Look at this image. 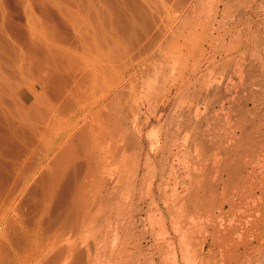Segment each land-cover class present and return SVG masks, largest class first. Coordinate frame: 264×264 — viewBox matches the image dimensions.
<instances>
[{
    "label": "rangeland",
    "instance_id": "rangeland-1",
    "mask_svg": "<svg viewBox=\"0 0 264 264\" xmlns=\"http://www.w3.org/2000/svg\"><path fill=\"white\" fill-rule=\"evenodd\" d=\"M191 49L197 53L187 60L189 69L185 74L190 84L187 83L184 94L177 96L173 90L171 95L173 76L180 72L175 70L177 58L184 57ZM222 58L233 60L230 75L239 85L237 89L236 84L234 89H242L237 92L257 98L250 104V108L256 106L257 111L249 113L256 114L258 127L264 133V0H0V264H14L16 255L29 256L33 246L31 240L39 234L35 229L38 226L45 231V236L39 234V242L40 238L47 241L53 233L62 234L64 244L76 241L86 247L88 243L92 251L99 247V251H104L105 259L111 253L115 256L125 249L130 253L124 254V260L128 255L135 256L133 259L137 264H264V203L259 204L260 201L247 196L239 201L235 196L237 190L232 194V189L230 194L226 192L229 190L224 191V195L217 194L210 203H173L177 192L186 193L190 187L194 188L200 164L203 167L204 156H210L211 152L206 149L205 155L202 152L203 157H199L202 150L192 148L190 151L193 152L186 154L187 163H178L174 158L169 163L168 159H163L170 151H175L170 143L175 139L172 137L175 126L170 127L168 123L189 115L186 112L188 98L202 83L203 94L209 90L217 77L214 75L217 70L215 72L212 66L218 65ZM238 58H242L241 63ZM129 61L133 62L132 66L139 63L137 72ZM195 62L196 68L193 67ZM126 63L129 70L123 77L116 66L121 69ZM111 69L118 72L117 75L110 72ZM141 70L145 75L138 76ZM170 70L174 71H171L173 75ZM101 72L111 78H104ZM93 74L97 75L98 85L105 91L96 89L99 86H96L97 79ZM239 76L245 79L244 84L247 83L244 91ZM121 79L126 82L122 80L120 84ZM91 81L96 83L95 86ZM204 85L208 86L204 88ZM134 88L137 94L131 92ZM119 92L123 96L129 95L121 99ZM171 97H174L172 103L167 106ZM108 101L115 105L110 109L107 104L109 110L115 112L119 108L125 113L116 111L114 115L106 108ZM101 104L106 109L103 110ZM176 105L182 108L178 109ZM203 107L200 117L210 113L205 118L219 131L218 126L222 122L225 124V116L218 113L217 107L201 115L205 110ZM90 109L99 112V116L95 113L97 120L92 122L95 136L90 132V117L95 115H91ZM180 109L185 110L181 117ZM100 110L103 113L100 114ZM217 113L219 121L215 120ZM103 114H106L107 122ZM117 115L127 117L121 120L122 117H115ZM203 118L200 119L203 121ZM103 120L105 122L100 124ZM122 125L124 127L120 129ZM213 128L210 129L214 131ZM103 129L108 136L103 135ZM117 131L120 132L115 134ZM262 139L264 143V136ZM167 143L171 144L169 148ZM116 149L118 153L114 152ZM90 153L94 158L88 155ZM153 155L157 157L155 161ZM102 157L110 163L106 164ZM161 166L166 167L165 172ZM161 175L165 184L160 191L157 185ZM180 181L186 184L181 185ZM104 185L110 190L108 193ZM127 185L132 191L127 190ZM231 195L232 199L237 198H234L238 203L237 213L230 211L227 214V199L231 201ZM221 206H226L223 212ZM239 219H243L242 223ZM237 222L240 228L235 224ZM229 224L232 227L227 226ZM230 228L232 238L229 239L233 240L224 242L228 239L219 237L222 235L219 230ZM180 231L190 232L186 245L179 240ZM231 242L237 246L233 247ZM39 246L43 245L39 243ZM103 251L100 252L103 254ZM50 256L44 250L40 259L39 253L31 258L37 264Z\"/></svg>",
    "mask_w": 264,
    "mask_h": 264
},
{
    "label": "bare ground",
    "instance_id": "bare-ground-1",
    "mask_svg": "<svg viewBox=\"0 0 264 264\" xmlns=\"http://www.w3.org/2000/svg\"><path fill=\"white\" fill-rule=\"evenodd\" d=\"M237 40V39H236ZM193 45V44H192ZM234 45V44H233ZM216 47V46H215ZM234 47V46H233ZM192 48V47H191ZM233 50V49H232ZM236 50V49H235ZM234 51V50H233ZM159 52V51H158ZM183 52V51H182ZM195 52H196V50L195 49H191V51H187L185 54H184V57H182L183 55H181V56H179L180 58H181V60H180V58H177V66H175V70H177V72L176 73H178V71H180L177 75H174L173 77V86L170 88L171 90H170V94L172 95V92H173V90H175L176 91V94H177V96L179 95H182V93L184 94V90L186 89V87H187V83H189L190 84V79L186 76V74H185V71L186 70H188L189 68V61H187L190 57H193L194 56V54H195ZM230 52V51H229ZM160 53V52H159ZM197 53V52H196ZM156 54V53H155ZM182 54V53H181ZM242 54V53H241ZM150 55V54H149ZM153 55V54H152ZM179 55H180V53H179ZM227 55H229L228 53H227ZM240 56V55H239ZM243 56V55H242ZM241 57V56H240ZM234 58V57H233ZM248 58V57H247ZM143 59V58H142ZM145 59V58H144ZM148 59V58H147ZM183 59V60H182ZM235 59V58H234ZM239 59V58H238ZM150 60V59H149ZM180 60V61H179ZM240 60V59H239ZM241 60H242V58H241ZM241 60H240V63H241ZM132 61V60H131ZM137 61V60H136ZM146 61H148V60H146ZM145 61V62H146ZM232 61L233 60H231V58H222V60H221V62L219 63L218 62V65H216V66H212L213 68V70H215V72H216V70H217V72H216V74H214L215 76H217L216 78H215V82H214V84H210L211 85V87L210 88H208L209 90H205V92H206V94H205V92H204V94H203V83H202V86H199V89H197V88H194V90H193V92H192V96H190V98H188V100H189V102H188V104H189V107H188V109H187V111L186 112H188L189 113V115H188V113H187V115L189 116H185L184 115V117L181 119V120H179V121H177V122H172V121H170L169 123H168V125H170V127H172V126H175V134H172V132H170V134H172L173 136L172 137H174L175 139H171V142L170 141H168V142H170L173 146H174V148H175V151H170L171 150V148H170V152H169V156H166V157H163V156H161V157H163V159L165 158V160L166 159H168L167 161L170 163V160L171 159H173L174 158V160H178V163L179 162H181V161H183L184 163H187V160H186V154H188V153H190L191 151H190V149H192V148H194L195 150H197V148H198V151H199V149L200 150H202L201 152H200V154L201 155H199V157L201 156V157H203L202 156V152H203V154H204V152H206L205 150L207 149V152H211L210 154H208V155H210V156H204L206 159H205V164H203L202 166L203 167H201V164H200V170H198V168H197V170H198V175L195 177L196 178V182H194L195 183V186L194 185H192V186H194V188H191L190 187V189H188L187 190V192L186 193H180V192H177L176 193V197L173 199V201L176 199V201L175 202H173V203H210V202H213L214 200H215V197H216V195L217 194H222V195H224L225 193H224V191H226V190H229V191H226V192H228L229 194L231 193L230 192V190L232 191V194H234L235 192H236V190H237V194H235V196L236 197H239V201H243L242 199L245 197V196H247V197H251V199L253 198V199H256V200H258V202H259V204H261V203H264V143H263V139H262V137L264 136V133H263V129L261 130V128L260 127H258V125L259 124H257V122H256V119H259V118H256V114H254V115H251V112L249 113V111H257L256 110V106L254 107V108H250V104L252 103V102H254V100H256L255 98L253 99L250 95H247V94H244V93H240V92H237V91H239V90H242V89H239V90H236V89H234V86L236 85V88H237V86H239L238 85V83H236L234 80L235 79H233V77L234 76H232V75H230V69H231V65H232ZM244 61V60H243ZM120 62V61H119ZM133 62H135L134 60H133ZM133 62H131L130 63V61H129V63H130V65L133 63ZM215 62V61H214ZM136 63V62H135ZM147 63V62H146ZM238 63V62H237ZM195 64L197 65V63L195 62L193 65V67L194 68H196L195 67ZM210 64H211V62H210ZM216 64V63H215ZM244 64V63H243ZM119 65V64H118ZM123 66H122V68L120 69V67H118V66H116V69H118V70H121V71H119V73L121 74L122 73V76L123 77H125V74H126V71H128L129 69V64L128 63H126V64H122ZM125 65V66H124ZM148 65V64H147ZM238 65V64H237ZM134 66V70H136L135 72H137V68L139 67V63L138 64H135V65H133ZM132 65H131V68L133 67ZM107 67V66H106ZM109 67V66H108ZM114 67V66H113ZM118 67V68H117ZM170 67V66H169ZM168 67V68H169ZM211 67V66H210ZM235 67V66H234ZM103 68H105V67H103ZM111 68H112V66H111ZM108 69H110V67L108 68ZM114 69V68H113ZM116 69H114V70H116ZM122 69H124V70H122ZM126 69V70H125ZM170 69V68H169ZM172 69V68H171ZM173 69H174V67H173ZM179 69V70H178ZM181 69V70H180ZM209 69V68H208ZM218 69H219V71H218ZM235 69V68H234ZM102 70V69H101ZM114 70H109L110 72L112 71L114 74H116L117 75V73L118 72H114ZM240 70V69H239ZM96 71V70H95ZM99 71V70H98ZM107 72V73H110V72ZM117 71V70H116ZM124 71V72H123ZM169 71V70H168ZM171 71H173V70H170V72ZM97 72V71H96ZM100 72V71H99ZM103 72V71H102ZM101 72V73H102ZM163 72H164V69L162 70V74H163ZM174 72V71H173ZM173 72H171L172 74L171 75H173ZM191 72V71H190ZM213 72V71H212ZM98 73V72H97ZM113 73H111V74H113ZM206 73V72H205ZM94 74H95V72H94ZM93 74V75H94ZM100 74V73H99ZM102 74H104V78H105V76H107V78L109 77V75H107V74H105V73H102ZM114 74L112 75V76H114ZM138 74V76L141 74L142 76L143 75H145V73H144V70H141L140 72H138L137 73ZM162 74H160V76L162 75ZM243 74H244V72H243ZM239 75H241V74H239ZM95 76V75H94ZM102 76V75H101ZM119 76V75H118ZM121 76V77H122ZM135 76V75H134ZM141 76V77H142ZM215 76H213V77H215ZM97 77V75L95 76V78ZM102 77V78H103ZM117 77V76H116ZM116 77L114 78V79H116ZM130 77V76H129ZM136 77V76H135ZM165 77V76H164ZM168 77V76H167ZM171 77V79H172V76H170ZM169 77V78H170ZM187 77V78H186ZM241 77V79L243 78L242 76H239V78ZM111 78V76L109 77V79ZM134 78V77H133ZM133 78H132V80H133ZM97 79V78H96ZM125 79V78H124ZM130 79V78H129ZM135 79V78H134ZM201 79V78H200ZM214 79V78H213ZM241 79H239L238 81H239V83H240V86H242L241 88H243V91H244V87H245V84H247V83H245L244 84V81H245V79L243 80H241ZM90 80H91V78H90ZM107 80V79H106ZM118 81H119V79H117ZM116 80V81H117ZM123 79H121L120 80V84H122L121 83V81H122ZM140 80V79H139ZM197 80V79H196ZM196 80H195V82H196ZM100 81V80H99ZM108 81H110L111 82V80H108ZM117 81V82H118ZM124 81V80H123ZM131 81V80H130ZM137 81V80H136ZM136 81L134 82L135 84H136ZM172 81V80H171ZM198 81H199V79H198ZM237 81V80H236ZM96 82V81H95ZM101 82V81H100ZM124 82H126V81H124ZM133 82V81H132ZM170 82V81H169ZM195 82H193V83H195ZM91 83L94 85V84H96V83H93L92 81H91ZM103 83H105V81L104 82H102V85H103ZM107 83V82H106ZM109 83V82H108ZM113 83V82H112ZM140 83V82H139ZM198 83V82H197ZM200 83V82H199ZM205 83V82H204ZM99 84V82H98V79H97V85L96 86H99L98 85ZM208 84V83H207ZM91 85V84H90ZM104 85H106V84H104ZM123 85H124V83H123ZM163 85V84H162ZM95 86V85H94ZM93 86V87H94ZM127 86V85H126ZM125 86V87H126ZM205 86L206 85H204V88H205ZM208 86V85H207ZM206 86V87H207ZM93 87H92V89H93ZM103 86H101V88H100V86L98 87V88H96L97 90L99 89H103L102 88ZM107 87V86H106ZM111 87H113V86H111ZM125 87H124V89H125ZM138 87V86H137ZM141 87V86H140ZM163 87V86H162ZM166 87V86H165ZM189 87V86H188ZM108 88V87H107ZM109 88H110V86H109ZM123 88V87H122ZM240 88V87H239ZM247 88V87H246ZM114 89V88H113ZM126 89H128V88H126ZM125 89V90H126ZM138 89V88H137ZM238 89V88H237ZM97 90H96V92H97ZM104 91H105V89H103ZM117 90V89H116ZM235 90V91H234ZM139 91H140V89H139ZM117 92V91H116ZM115 92V93H116ZM124 92H127V91H124ZM131 92H136V89L134 88V90H132ZM189 92H190V90H189ZM248 92V91H247ZM129 93V92H128ZM191 93V92H190ZM190 93H189V95H190ZM111 94V93H110ZM110 94H108V95H110ZM120 94H122V93H118V95L119 96H121L120 98L122 99V98H124V96L126 95H120ZM124 94V93H123ZM136 94H137V92H136ZM104 95V94H103ZM103 95H102V97H103ZM106 96H107V94H105ZM104 95V96H105ZM117 95V94H116ZM129 95V94H128ZM128 95H126V97H128ZM135 95V94H134ZM254 95V94H253ZM259 95V94H258ZM86 96V95H85ZM105 96V97H106ZM123 96V97H122ZM184 97H185V95H183ZM110 97V96H109ZM108 96H107V98H109ZM116 97V96H115ZM132 97V96H131ZM131 97H130V100H131ZM135 97H136V95H135ZM135 97H134V99H135ZM182 97V96H181ZM106 98V99H107ZM119 98V97H118ZM137 98V97H136ZM173 98L174 97H171L169 100H168V103H167V106H169L170 105V103H172V100H173ZM177 98V97H176ZM180 97H178V99H179ZM105 99V98H104ZM116 99V98H115ZM129 99V98H128ZM159 99V98H158ZM182 99H183V97H182ZM182 99H181V101H182ZM108 100V99H107ZM110 100H112V99H110ZM117 100V99H116ZM115 100V101H116ZM139 100V99H138ZM87 102L86 103H88V101L89 100H86ZM91 101V100H90ZM106 101V100H105ZM112 101H114V100H112ZM111 101V102H112ZM178 101H180V100H178ZM177 101V102H178ZM93 102V101H92ZM109 102V101H108ZM111 102H109V103H106L105 105H106V108H107V110H109L108 108H109V106L108 105H110V109H111V106H113V105H111L112 103ZM117 102H119V101H117ZM176 102V103H177ZM89 103H91V102H89ZM99 103V102H98ZM105 103V102H104ZM103 103V104H104ZM114 103V102H113ZM116 103V102H115ZM129 103H131V101L129 102ZM136 103H137V100H136ZM143 103V102H142ZM175 103V102H174ZM174 103H173V105H174ZM182 103V102H181ZM257 103H258V101H257ZM108 104V105H107ZM118 104V103H117ZM122 104H124L123 103V101H122ZM132 104V103H131ZM178 104V103H177ZM180 104V103H179ZM184 104H185V101H184V103L182 104V106H184ZM253 104V103H252ZM89 105V104H88ZM93 105H95V104H93ZM104 105V106H105ZM125 105H126V103H125ZM137 105H138V103H137ZM136 105V106H137ZM202 105H204V107H203V109H205L202 113H201V115L203 114V113H206V111L208 112V111H210V110H212V109H214L215 107H217V111H218V113H220V114H223L224 116H225V118H224V122H225V124L222 122L221 123V126L219 125L218 127H223L222 129H220L219 128V131H216V129L215 128H213L214 126H210L211 124L209 123V119L208 118H205V117H207V116H205V114L203 115V116H205L204 118L203 117H200V109H201V106ZM256 105V104H255ZM89 106H91L92 107V104L91 105H89ZM98 106V105H97ZM115 106V105H114ZM114 106H113V108H114ZM123 106V105H122ZM132 106H134L133 104H132ZM135 106V108L137 109V107ZM181 106V105H180ZM180 106H179V108H180ZM182 106H181V108H182ZM95 107V106H94ZM93 107V108H94ZM100 107H102V104L100 105ZM99 107V108H100ZM117 107H118V105H117ZM120 107V106H119ZM176 107H177V105H176ZM103 108V110L104 109H106V108H104V107H102ZM101 108V109H102ZM124 108V107H123ZM134 108V107H133ZM132 108V109H133ZM178 108V107H177ZM177 108H175L174 107V109L176 110ZM178 108V109H179ZM183 108H185V107H183ZM187 108V107H186ZM212 108V109H211ZM97 109H98V107H97ZM97 109H95V110H97ZM118 109V111L117 110H115V112L113 111V110H109V111H113L115 114L114 115H116V111L117 112H120L119 111V108H117ZM130 109V108H129ZM165 109V108H164ZM192 110H195L193 113H192ZM215 110V109H214ZM89 111V110H88ZM101 112H100V114L101 113H103V111L102 110H100ZM108 111V112H109ZM125 111V110H124ZM130 110H128V112H129ZM133 111V110H132ZM178 112H179V110H177ZM213 111V110H212ZM217 111H215V112H217ZM127 112V111H126ZM184 112H185V110L184 109H180V113H179V116L181 115V116H183V114H184ZM90 113H91V115L92 114H95V113H97L96 111H94V109H90ZM89 113V114H90ZM99 113V112H98ZM98 113H97V115H98ZM104 113H107V111H104ZM122 113V111L120 112V114ZM123 113H125V112H123ZM122 113V114H123ZM136 114H137V110H136V112H135ZM135 113H133V114H135ZM177 113V112H176ZM212 113V112H211ZM218 113L217 114H215V120H217V121H219V118L216 116V115H218ZM255 113V112H254ZM109 114V113H108ZM107 114V115H108ZM174 114V113H173ZM90 115V116H91ZM112 115V114H111ZM132 115V114H131ZM212 115V114H211ZM210 115V116H211ZM214 115V114H213ZM258 115V114H257ZM99 116V115H98ZM105 116H106V114H105ZM104 116V114H103V117H105ZM129 116V115H128ZM133 116V115H132ZM135 116H137V115H134V117ZM180 116V117H181ZM222 116V115H221ZM95 117H96V114L93 116V117H90V118H92V120H91V124H89V126H90V132L94 135V128H93V124H92V122L93 121H96L95 120ZM108 117H110V116H108ZM115 117H118V115L117 116H115ZM115 117H113L114 119H115ZM122 117V115L120 116V117H118V118H121ZM125 117H127V115L125 116ZM124 116L121 118V120L123 119V118H125ZM130 117V116H129ZM175 117V116H174ZM178 117V116H177ZM223 117V116H222ZM221 117V118H222ZM87 118V117H86ZM98 118V117H97ZM111 119H112V117H110ZM109 118V120H110V122H111V119ZM133 118V117H132ZM179 118V117H178ZM200 118H203L204 120H205V122L203 123V121L200 119ZM210 118V117H209ZM100 119H102L101 117H100ZM105 119H107L106 117H105ZM175 119V118H174ZM177 119V118H176ZM211 119V118H210ZM99 120V119H98ZM113 120V119H112ZM125 120V119H124ZM136 120H137V118H136ZM160 120V119H159ZM214 120V121H215ZM223 120V119H222ZM108 121V119L106 120V122ZM114 121H116V120H114ZM118 121V120H117ZM125 121H128V122H130L129 121V119L127 120H125ZM214 121H213V123H214ZM100 122H105V120H103V121H99V123ZM123 122V121H122ZM121 122V123H122ZM128 122H126V124H128ZM134 122V121H133ZM132 122V123H133ZM212 122V121H211ZM88 123V122H87ZM102 123H100V124H102ZM109 123V122H108ZM112 123V122H111ZM259 123V122H258ZM98 124V123H97ZM106 124V123H105ZM113 124V123H112ZM136 124V123H135ZM167 124V123H166ZM219 124V123H218ZM217 124V125H218ZM225 125V127L224 126H222V125ZM111 125V124H110ZM99 126V125H98ZM104 126H107V125H103V127ZM115 126V125H114ZM128 126V125H127ZM126 126V127H127ZM135 126V125H134ZM99 127H101V126H99ZM108 127V126H107ZM117 127V126H116ZM119 127V126H118ZM117 127V128H118ZM124 127V125H122V127L120 128V129H122ZM212 127L213 129H215L214 131H212V129H210V128ZM217 127V128H218ZM104 128H106V127H104ZM109 128V127H108ZM133 128H135V127H133ZM166 128H167V126H166ZM102 129V128H101ZM113 129V128H112ZM112 129H110V130H112ZM115 129V128H114ZM127 130H129V128H126ZM171 128H169L168 130H170ZM106 130V129H105ZM104 129H103V132L105 131ZM110 130H108V131H110ZM116 130H118V129H116ZM115 130V131H116ZM134 130V129H133ZM141 130V129H140ZM167 129H165V131H166ZM168 130H167V132H168ZM173 130V129H172ZM124 131H126L125 130V128H124ZM171 131V130H170ZM112 132V131H111ZM120 132V131H119ZM118 131L117 132H115V134L117 133H119ZM128 133H130V131H127ZM164 132V131H163ZM107 133L108 132H104V134L103 135H107ZM110 133V132H109ZM121 133H123V130L121 131ZM134 133H135V131H134ZM166 133V132H165ZM169 133V132H168ZM90 134V133H89ZM114 134V135H115ZM164 134V133H163ZM100 136H101V134H99ZM105 135V136H106ZM114 135H111V136H113L114 137ZM120 135V134H119ZM119 135H118V137H119ZM125 135V134H124ZM130 135L131 134H129V138H130ZM133 135V134H132ZM140 135V134H139ZM169 135V134H168ZM167 135V136H168ZM183 135V136H182ZM95 136V135H94ZM108 136V135H107ZM121 136V135H120ZM123 136V135H122ZM136 136V135H135ZM163 136H166V135H163ZM170 136V135H169ZM90 137H92V136H90ZM103 137V136H102ZM127 137V136H126ZM132 137H134V136H132ZM171 137V136H170ZM110 138V137H109ZM123 138H125V137H123ZM135 138V137H134ZM140 138H141V136H140ZM167 138V137H166ZM166 138H164V139H166ZM103 139V138H102ZM105 139H107L106 137H105ZM111 139V138H110ZM116 139H117V137H116ZM119 139H120V137H119ZM169 140H170V138H168ZM89 140H91L92 141V143H93V140L92 139H89ZM101 140V139H100ZM121 140V139H120ZM138 140V139H137ZM95 141V140H94ZM97 141V140H96ZM101 141H103V140H101ZM100 141V142H101ZM129 141V140H128ZM87 142H89V141H87ZM104 142H106V140H104ZM110 142V141H109ZM118 142V141H117ZM117 142H115V143H117ZM122 142H123V139H122ZM127 142V141H126ZM133 141H131V143H132ZM140 142V141H139ZM142 142V141H141ZM140 142V143H141ZM157 142V140L155 141V143ZM95 143V142H94ZM112 143V142H111ZM110 143V144H111ZM124 143V142H123ZM122 143V144H123ZM140 143H138V144H140ZM169 143V144H170ZM104 144H106V143H104ZM103 143H102V145H104ZM126 144H128V142L126 143ZM136 144V143H135ZM168 144V143H167ZM168 144V148L171 146V144L169 145ZM89 145V144H88ZM94 146H95V144H93ZM92 145V146H93ZM97 145V144H96ZM114 145V144H113ZM119 145H121V143L119 144ZM131 145V144H130ZM218 145V146H217ZM91 146V145H90ZM100 146V145H99ZM105 146H107V145H105ZM109 146V145H108ZM115 146V145H114ZM133 146V145H132ZM139 146V145H138ZM89 147V146H88ZM98 147V146H97ZM101 147V146H100ZM99 147V149H100V151L103 153V149H104V146H103V149L101 150V148ZM110 147V146H109ZM116 147H117V145H116ZM124 147H126V145L124 146ZM123 147V148H124ZM130 147V146H129ZM143 147V146H142ZM141 147V148H142ZM135 148V147H134ZM164 148H165V146H164ZM174 148H172V150L174 149ZM112 149V148H111ZM111 149H108L107 151H108V154L110 155V150ZM139 149H140V147H139ZM144 149V148H143ZM143 149H142V151H143ZM124 150V149H123ZM165 150V149H164ZM163 150V151H164ZM211 150H213V151H211ZM91 151V150H90ZM100 151H98V152H100ZM114 151V150H113ZM121 151V150H120ZM119 151V152H120ZM141 151V150H140ZM162 151V152H163ZM95 152V151H94ZM93 152V153H94ZM100 152V153H101ZM114 152H117L118 153V151H117V149H116V151H114ZM113 152V153H114ZM193 152V151H192ZM191 152V153H192ZM89 153V152H88ZM99 153V154H100ZM166 153V152H165ZM213 153H215V154H213ZM98 154V155H99ZM105 154V153H104ZM107 154V153H106ZM142 154V153H141ZM88 155H91L92 157H93V154H88ZM98 155H96V156H98ZM103 155V154H102ZM102 155H100V156H102ZM109 155H108V157H109ZM115 155H116V153H115ZM162 155V154H161ZM189 155V154H188ZM192 155V154H191ZM197 155V154H196ZM205 155V154H204ZM104 157V156H103ZM103 157H102V161H105L106 159H104L103 160ZM106 157V156H105ZM110 157L111 158H113L111 155H110ZM151 157H152V155H151ZM94 158V157H93ZM96 158H98V157H96ZM153 160L155 161L156 159H157V157H156V155H153ZM195 158V157H194ZM101 159V158H100ZM117 159V158H116ZM197 159V158H196ZM201 159V158H200ZM199 159V160H200ZM90 160H92L93 162H94V160L95 159H90ZM110 160H112V159H110ZM114 160V159H113ZM141 160V159H140ZM165 160L163 161L166 165H167V163L168 162H165ZM190 160V159H189ZM202 160V159H201ZM107 161V160H106ZM105 161V163L106 164H109L110 163V161H109V163H108V161L106 162ZM151 161V160H150ZM90 163H92L91 161H89ZM97 162H98V160H97ZM140 162V161H139ZM152 162V161H151ZM175 162V161H174ZM199 162H202V161H199ZM198 162V163H199ZM203 162H204V160H203ZM96 163V162H95ZM100 163H102V162H99V164ZM146 163V162H145ZM150 163V162H149ZM160 163L162 164V161H160ZM103 164V163H102ZM101 164V165H102ZM197 164V163H196ZM195 164V165H196ZM95 165V164H94ZM98 165V164H97ZM139 165V164H138ZM150 165H151V163H150ZM149 165V166H150ZM166 165H164V166H166ZM194 165V164H193ZM100 166V165H99ZM109 166V165H108ZM107 166V167H108ZM172 166H174V164H172ZM183 166V165H182ZM185 166V165H184ZM183 166V167H184ZM148 167V166H147ZM160 167V166H159ZM163 169L165 168L166 169V167H163V166H161ZM177 167H179V166H177ZM197 167V166H196ZM199 167V166H198ZM101 168V167H100ZM139 168H141V167H139ZM161 168V169H162ZM172 168H174V167H172ZM182 168V167H181ZM102 169V168H101ZM104 169H105V167H104ZM137 169V168H136ZM165 169L163 170L164 172H165ZM175 169V168H174ZM185 169V168H184ZM150 170V169H149ZM170 170V169H169ZM177 170V169H176ZM180 170V169H179ZM178 170V171H179ZM182 170H183V168H182ZM186 170V169H185ZM106 171V170H105ZM161 171V170H160ZM162 171V172H163ZM174 171V170H173ZM178 171H176V172H178ZM181 171V170H180ZM103 172V171H102ZM175 172V173H176ZM181 172H184V171H181ZM103 173H106V172H103ZM156 173V172H155ZM173 173V172H172ZM214 173H216L217 175L214 177V178H212L211 176L214 174ZM160 174V173H159ZM162 174V173H161ZM164 174V173H163ZM189 174H191V173H189ZM107 175V174H106ZM172 175V174H171ZM174 175V174H173ZM90 176V175H89ZM96 176V175H95ZM103 176V175H102ZM162 176V175H161ZM160 176V177H161ZM175 176H177V174H175ZM180 176V175H179ZM178 176V177H179ZM191 176H193V174L191 175ZM112 177V176H111ZM184 177V176H183ZM94 178V177H93ZM162 178H164V176H162L161 177V180H160V183H158L159 185H157V188H158V190H162V185H163V183H164V181H163V179ZM97 179V178H96ZM177 179V178H176ZM175 179V180H176ZM179 179V178H178ZM181 179V178H180ZM179 179V180H180ZM183 179V178H182ZM191 179V178H190ZM193 179V178H192ZM187 179H185V182H187L186 181ZM195 180V179H194ZM95 181V180H94ZM97 181V180H96ZM105 181V180H104ZM108 181V180H107ZM154 181H155V179H154ZM98 182V181H97ZM128 182V181H127ZM169 182V181H168ZM176 182V181H175ZM181 182V181H180ZM190 182H192V181H190ZM96 183V182H95ZM101 183H103V182H101ZM108 183V182H107ZM129 183V182H128ZM182 183V184H181ZM180 184L181 185H185L183 182H181ZM193 183V182H192ZM191 183V184H192ZM109 184H110V182H109ZM108 184V185H109ZM112 184V183H111ZM165 184V183H164ZM166 184H167V182H166ZM190 184V183H189ZM93 185V184H92ZM101 185V184H100ZM107 185V186H108ZM105 186V185H104ZM112 185H110V187H111ZM123 186V185H122ZM131 186V185H130ZM180 185H178V187H179ZM187 186H189L188 184H187ZM101 187H102V185H101ZM100 187V188H101ZM133 187H134V185H133ZM186 187V186H185ZM184 187V188H185ZM105 188H106V186H105ZM128 188H130V187H128V185H127V190L128 191H132V190H129ZM181 188V187H180ZM98 189V188H97ZM118 189V188H117ZM220 189L222 190L223 189V191L222 192H219L220 191ZM100 190V189H99ZM151 190V189H150ZM185 190V189H184ZM234 190V191H233ZM104 191H105V189H104ZM110 191V190H109ZM108 191V188H106V191L105 192H109ZM114 191V190H113ZM258 191H260L259 192V194H258ZM100 192V191H99ZM163 192V191H162ZM185 192V191H184ZM234 192V193H233ZM106 193V194H107ZM129 193V192H128ZM133 193V192H132ZM159 193V192H158ZM160 194H162V196L163 195H165V194H163V193H160ZM131 196V195H130ZM159 196V195H158ZM160 197H161V195H160ZM165 197V196H164ZM219 196H217V198H218ZM232 195H231V197L229 196V198L231 199V201L229 200V199H227L229 202L226 204L227 206H228V212H227V214L230 212V211H234V212H236L235 210H236V204H238L237 202L235 203V200H234V198H236V197H234L233 199H232ZM156 195H155V197L153 196V199H154V202L156 201ZM165 198H167V197H165ZM164 198V199H165ZM219 198H221V196L219 197ZM224 198V197H223ZM240 198H241V200H240ZM222 199V198H221ZM237 199V198H236ZM244 199H246V197L244 198ZM249 199V198H248ZM159 200H161V198H159ZM81 201V200H80ZM171 201V200H170ZM245 201V200H244ZM246 201H248L249 202V200H246ZM252 201H254V200H251V202ZM169 202V201H168ZM224 202V201H223ZM257 202V203H258ZM152 203H153V201H152ZM167 203V202H166ZM243 203V202H242ZM252 203H256L255 201L254 202H252ZM256 203V204H257ZM239 204H240V202H239ZM244 204H245V202H244ZM208 205V204H207ZM243 205V204H242ZM250 205V204H249ZM201 206V205H200ZM239 206V205H238ZM226 206H221L220 208H221V212H223V210H224V208H225ZM240 207V209H241V206H239ZM201 208V207H200ZM239 209V208H238ZM238 211V210H237ZM240 211V210H239ZM167 212V211H166ZM237 213V212H236ZM235 213V214H236ZM238 213H241V212H238ZM261 213V212H260ZM232 214V213H231ZM245 214V213H244ZM221 215H223V214H221ZM239 217H240V215H238ZM246 217V216H245ZM247 217H249V216H247ZM224 218V217H223ZM255 219V218H254ZM173 220V219H172ZM237 220V219H236ZM243 220V219H242ZM241 219H239V221L241 222L242 221ZM238 221V220H237ZM170 222V221H169ZM228 222V221H227ZM225 223V224H228V223ZM230 222H233V220L231 221L230 220ZM234 222H236V221H234ZM233 222V223H234ZM174 223V222H173ZM224 223H221V226H222V224H224ZM242 223V222H241ZM40 224H41V222H40ZM39 224V225H40ZM72 224V223H71ZM220 224V223H219ZM223 225V227L224 226H226V225ZM236 225H238V227L240 226V224L237 222V223H235ZM231 225L233 226L234 224H232L231 223ZM243 225V224H242ZM41 226H43L42 224H41ZM47 226V225H46ZM49 226V225H48ZM54 226V225H53ZM56 226V225H55ZM54 226V227H55ZM70 226V225H69ZM173 226V225H172ZM220 226V225H219ZM227 226H230V224L229 225H227ZM232 226H230V227H232ZM175 227V226H174ZM235 227V226H234ZM233 227V228H234ZM51 228H52V226H51ZM50 228V229H51ZM65 228V227H64ZM220 228H222V227H220ZM219 228V229H220ZM228 228V227H227ZM236 228V227H235ZM240 228V227H239ZM238 228V229H239ZM242 228V227H241ZM35 229H38V231H37V233H39L40 234V236L42 237L43 235L45 236V231L43 230V227L41 228H39V226H38V228H35ZM67 229V228H66ZM65 229V230H66ZM69 229V228H68ZM176 229V228H175ZM215 229V228H214ZM224 229V228H223ZM222 229V230H223ZM231 229V228H230ZM55 230V229H54ZM79 232L81 233L82 232V229H81V227H79ZM177 230H178V228H177ZM234 230V229H233ZM235 230H237V229H235ZM47 231H48V229H47ZM52 231V230H51ZM50 231V232H51ZM75 231H76V229H75ZM175 231V230H174ZM216 231V230H215ZM231 231H232V229L231 230H223V231H220L219 230V232L222 234V235H219V237L220 236H222L223 238H225L226 240L228 239V241H224V242H228V243H230L229 241H232V240H230L229 238L231 237L230 235H231ZM238 231V230H237ZM236 231V232H237ZM35 232V231H34ZM61 232V231H60ZM66 232V231H65ZM64 232V233H65ZM178 232V231H177ZM235 232V233H236ZM36 233V232H35ZM34 233V234H35ZM36 233V234H37ZM62 233V232H61ZM235 233H233V234H235ZM35 234V235H36ZM39 234H37L36 236L37 237H34V239H32L31 240V242H32V244H33V246L31 245V247H32V249H31V247H30V250H31V253H30V255L29 256H22V255H16L15 256V259H14V264H34L35 263V261L34 260H32V258H31V256L32 255H34L35 253H39V255H40V257H39V259L41 258V254H43L44 253V250H46L47 251V253H50V255H52V256H50V258L48 257V258H46V259H41L40 261L42 262V260H43V263L42 264H101V261L103 262L104 260V262H106L107 264H134L135 263V260L133 259V257H135V256H133V257H131L130 255H128L127 256V260H126V258H125V260H124V254L126 253L125 252V249H121L120 250V252L119 253H117V251L116 250H114V247H113V251L115 252L116 251V255L114 256L112 253H111V256H109V255H107V257H108V259H105V257H103V256H106V255H104V251L103 250H100V251H103V254H102V252H100L99 251V247H96V251H92L91 249L92 248H90V245H88V243H87V245H86V247H83V246H85V245H83V246H80L81 244L79 243V242H76V241H66V243L64 244V241H63V236L64 235H59L58 233V235L57 234H55V233H53L54 235L52 236L51 235V237L50 238H46V237H44V239L46 238L47 239V241H45L43 238V240L46 242H43V241H41V238H40V242H39V238L38 237H40L39 236ZM65 234H67V233H65ZM68 234H69V232H68ZM180 236H178L180 239V241H181V243L182 244H184V245H186V239L188 238V237H191L190 236V232L189 231H185V232H181L180 231V233H178ZM215 234V233H214ZM32 235H33V233H32ZM192 235V234H191ZM259 235V234H258ZM74 236V235H73ZM107 236V235H106ZM101 237V236H100ZM193 237V236H192ZM63 238V239H62ZM222 238V239H223ZM232 238V237H231ZM262 238V237H261ZM115 239V238H114ZM100 240V239H99ZM119 240V239H118ZM220 240H221V238H220ZM130 241V240H129ZM124 242H126V241H124ZM39 243L40 244H42L43 246H39ZM96 243H98V242H96ZM121 243V242H120ZM119 243V245H121ZM131 243V242H130ZM130 243H128V244H130ZM168 243V242H167ZM237 243V242H236ZM263 243V242H262ZM92 244V243H91ZM107 244V243H106ZM125 244V243H124ZM181 244V245H182ZM231 244H232V246L233 247H236L237 245H235V244H233V242H231ZM231 244H229V245H231ZM136 245V244H135ZM138 245V244H137ZM122 246V245H121ZM120 246V247H121ZM128 246V245H127ZM138 246H140V244L138 245ZM142 246V245H141ZM232 246H229V247H231L232 248ZM122 247H124V246H122ZM134 247V246H133ZM101 248V247H100ZM106 248V247H105ZM115 249H117V248H115ZM136 249V248H135ZM111 250V251H112ZM117 250H119V249H117ZM138 251V250H137ZM105 252H107V251H105ZM113 252V253H114ZM109 253V252H108ZM108 253H106V254H108ZM130 253V252H129ZM129 253H126V255L127 254H129ZM115 254V253H114ZM131 254H133V253H131ZM103 255V256H102ZM45 256V255H44ZM101 256H102V258L104 259H102L101 258ZM130 256V257H129ZM106 257V258H107ZM30 258V259H29ZM44 258V257H43ZM102 259V260H101ZM137 260V259H136ZM39 261V263H37V264H41V262ZM38 262V261H37ZM103 262V263H104ZM102 263V264H103ZM36 264V263H35ZM105 264V263H104ZM135 264H137V263H135Z\"/></svg>",
    "mask_w": 264,
    "mask_h": 264
}]
</instances>
